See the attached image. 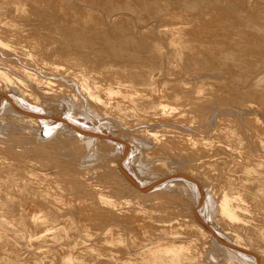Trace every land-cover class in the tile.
<instances>
[{"label": "bare ground", "instance_id": "obj_1", "mask_svg": "<svg viewBox=\"0 0 264 264\" xmlns=\"http://www.w3.org/2000/svg\"><path fill=\"white\" fill-rule=\"evenodd\" d=\"M49 1L0 0V264H264V54L204 39L201 3ZM166 151L189 170L145 178Z\"/></svg>", "mask_w": 264, "mask_h": 264}, {"label": "rangeland", "instance_id": "obj_2", "mask_svg": "<svg viewBox=\"0 0 264 264\" xmlns=\"http://www.w3.org/2000/svg\"><path fill=\"white\" fill-rule=\"evenodd\" d=\"M47 1L48 0H39L40 3L41 2L44 3ZM50 1L51 3L55 2V4H53L52 6V8L55 9L58 7L57 4L59 5L61 4L60 6H63L64 4V8H67V6L70 7V5L72 6V4L76 2V0H65V1L58 0L57 3H56L57 0L56 1L50 0ZM50 1L48 3H50ZM87 1L88 0H86V2ZM164 1L165 0H113L114 5H118L122 8V10L119 11L121 12V16H126L128 19H133V20H135V17H137L138 21L142 20L141 18L154 20L160 17V14L156 15L157 13L156 11L153 12L154 10L153 7L163 6ZM182 1H185L189 4L191 2H195L196 4L201 3L203 10L201 14L204 12V10H210L209 14L205 15V17L199 23L202 28L201 33L204 39H207V37H209L212 39H216L218 41H221L223 39H231L233 41H239L241 35H233V33L235 31L236 33L241 32L244 34L245 40L247 41L246 45L242 46V49L243 50L255 49L256 54L253 57V59L257 61L260 58H262L264 54V0H235V3H231L232 0H226L227 2L225 4L214 7L211 6L217 3H221L222 0H182ZM42 3L40 5L46 4V3L44 4ZM51 3L50 5H52ZM131 7L135 8V12H133L130 9ZM162 16L163 14L161 15V17ZM54 25L57 26L58 24H54ZM131 27L132 26L128 23L126 24L121 23V26L117 28L113 36H119L121 38L136 37V35L132 33L133 30H131ZM54 36L58 40V44L52 43L51 44L52 48L54 49L58 48L60 51H65L67 48L71 46L70 44H68L63 40V35L61 33L54 32ZM113 36L110 35V37ZM93 37H97L105 40V42L94 41L85 45L86 50L92 52L93 56L97 54L99 56L115 54L114 50L118 48V45L111 43V45L109 46L107 44L108 43V41L106 40L107 38L101 32L97 34L94 33ZM124 44L125 43H121L119 45H124ZM260 45H263V47H260ZM124 46L126 48L123 50V52H118V54L123 56H134V54H132L133 53L132 50L136 49V47L134 45H124ZM106 47H109L108 50L106 49ZM258 65H264V63ZM243 72L244 70H241V73ZM248 72H252L254 73V75H258V74L264 75V66H260L258 69H251V71ZM218 75L222 76L220 75V73ZM239 76H242L241 74H239V72L233 74H227V76L222 78L221 80L227 81L229 83L236 80V78ZM244 107H245L244 111L247 110V115L249 116H253V115L262 116V114H264V102L260 100L252 101L249 105ZM244 111H242V113ZM161 130H162L161 128H158V132L166 133V135L167 136L169 135L170 137L175 134L180 135L179 132L170 135V132H168L167 129L164 130V128L162 131ZM169 136L168 138L170 139ZM130 139L132 141L135 140V138L133 137H131ZM20 150H22V147L16 146V152L20 153L19 152ZM166 150L168 151V148ZM167 151L165 152V154L162 153V155H160V158L164 162H166L168 168L162 167V168H158L159 170L158 169L155 171L150 170V172H147L144 175L145 178H150V177L156 178L161 174H165L166 170L170 172V170H174L176 168L181 170H189L191 166L190 164L192 162L187 160L189 157H187L186 159L185 157L186 155L184 154L181 155V153H178L176 155L172 154L174 156L171 157L172 156L171 153H168ZM174 157L176 158V160Z\"/></svg>", "mask_w": 264, "mask_h": 264}]
</instances>
